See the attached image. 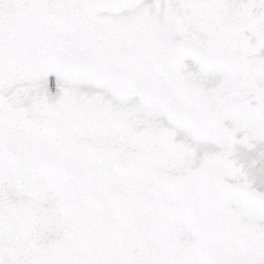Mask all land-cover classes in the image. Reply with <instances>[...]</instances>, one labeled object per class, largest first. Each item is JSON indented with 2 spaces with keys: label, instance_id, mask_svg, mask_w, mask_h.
I'll return each mask as SVG.
<instances>
[{
  "label": "snow or ice",
  "instance_id": "1",
  "mask_svg": "<svg viewBox=\"0 0 264 264\" xmlns=\"http://www.w3.org/2000/svg\"><path fill=\"white\" fill-rule=\"evenodd\" d=\"M0 264H264V0H0Z\"/></svg>",
  "mask_w": 264,
  "mask_h": 264
}]
</instances>
